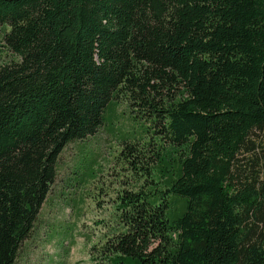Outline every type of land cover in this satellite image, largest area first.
<instances>
[{
    "label": "trees",
    "instance_id": "1",
    "mask_svg": "<svg viewBox=\"0 0 264 264\" xmlns=\"http://www.w3.org/2000/svg\"><path fill=\"white\" fill-rule=\"evenodd\" d=\"M0 51V264L118 101L130 180L84 264H264V0H0Z\"/></svg>",
    "mask_w": 264,
    "mask_h": 264
},
{
    "label": "rangeland",
    "instance_id": "2",
    "mask_svg": "<svg viewBox=\"0 0 264 264\" xmlns=\"http://www.w3.org/2000/svg\"><path fill=\"white\" fill-rule=\"evenodd\" d=\"M0 55L7 57L2 51ZM103 119L94 133L70 140L60 150L54 180L12 264H84L90 257L91 245L98 241L92 220L104 215V206L111 204L115 190L123 184L128 186L130 180L119 153L118 133L134 132L139 127L123 101L108 106ZM91 157L94 175L68 186L66 180L74 167ZM67 224L72 227V235L64 234ZM87 229L91 235L88 238L81 232Z\"/></svg>",
    "mask_w": 264,
    "mask_h": 264
}]
</instances>
